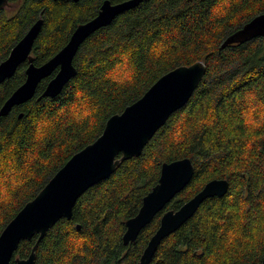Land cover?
Segmentation results:
<instances>
[{
    "label": "trees",
    "instance_id": "1",
    "mask_svg": "<svg viewBox=\"0 0 264 264\" xmlns=\"http://www.w3.org/2000/svg\"><path fill=\"white\" fill-rule=\"evenodd\" d=\"M103 1L9 0L0 10V63L42 19L30 54L42 65ZM263 12L264 0H143L90 35L73 59L76 75L57 97L37 100L55 71L40 82L33 99L0 117V233L73 154L101 135L109 117L167 72L203 62L205 76L194 96L139 157L122 162L78 198L71 219L59 220L39 242L34 264H136L163 212L177 210L213 179L227 180V193L206 199L160 243L150 264H260L264 40L220 46ZM25 65L0 84V108L24 82ZM182 158L194 167L190 183L134 243L124 245L125 222L157 184L161 165ZM36 239L22 241L14 258L26 259Z\"/></svg>",
    "mask_w": 264,
    "mask_h": 264
},
{
    "label": "water",
    "instance_id": "2",
    "mask_svg": "<svg viewBox=\"0 0 264 264\" xmlns=\"http://www.w3.org/2000/svg\"><path fill=\"white\" fill-rule=\"evenodd\" d=\"M73 1L79 0H59ZM143 0H125L112 4L104 0L90 20L78 24L68 42L40 66L33 63L31 50L40 32L38 19L0 63V84L11 78L23 62L28 66L24 82L0 108V117L13 107L33 99L38 84L56 70L37 100L55 98L76 75L73 59L79 47L93 33L112 23L121 13L136 8ZM9 0H0V10L9 7ZM255 38L264 40V12L253 17L238 31L227 36L220 48ZM203 62L179 66L162 75L137 101L106 121L101 135L70 159L49 179L36 196L28 201L0 233V264H34L35 250L46 233L61 219H71L78 198L95 184L108 179L122 162L139 157L155 133L168 118L183 108L205 76ZM21 114L19 115V117ZM194 167L188 158L163 163L157 184L142 199L135 216L125 222L124 245L134 243L139 233L159 212L190 183ZM228 181L213 179L177 210H165L155 233L150 237L136 264H150L160 243L177 231L209 198H221L228 191ZM37 237L26 259L14 258L19 244ZM260 264H264V255Z\"/></svg>",
    "mask_w": 264,
    "mask_h": 264
},
{
    "label": "flooded vegetation",
    "instance_id": "3",
    "mask_svg": "<svg viewBox=\"0 0 264 264\" xmlns=\"http://www.w3.org/2000/svg\"><path fill=\"white\" fill-rule=\"evenodd\" d=\"M25 63H26V62H23L22 64H25ZM22 64H20L18 67H20ZM18 67H17V68H18ZM26 67H27V65L24 66L23 70H25ZM57 70H58V69L55 70L56 73H57ZM25 71H26V70H25ZM55 71H54V72H55ZM54 72H53V73H54ZM53 73H52V74H53ZM56 73H55V74H56ZM52 74H51V75H52ZM55 74H54V75H55ZM51 75H50V76H51ZM53 77H54V76H53ZM45 79H46V78H45ZM49 81H50V80H49ZM49 81H48V82H49ZM48 82H47V83H48ZM39 84H40V83H39ZM39 84H38V85H39ZM46 85H47V84H46ZM37 87H38V86H37ZM45 87H46V86H45ZM44 89H45V88H44ZM35 93H36V92H35ZM34 96H35V95H34ZM13 108H14V107H13Z\"/></svg>",
    "mask_w": 264,
    "mask_h": 264
},
{
    "label": "bare ground",
    "instance_id": "4",
    "mask_svg": "<svg viewBox=\"0 0 264 264\" xmlns=\"http://www.w3.org/2000/svg\"><path fill=\"white\" fill-rule=\"evenodd\" d=\"M194 96V95H193Z\"/></svg>",
    "mask_w": 264,
    "mask_h": 264
}]
</instances>
